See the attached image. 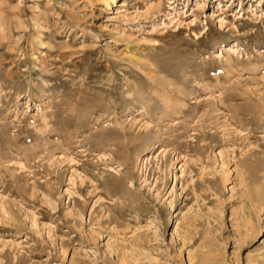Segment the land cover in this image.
<instances>
[{
  "label": "rangeland",
  "instance_id": "obj_1",
  "mask_svg": "<svg viewBox=\"0 0 264 264\" xmlns=\"http://www.w3.org/2000/svg\"><path fill=\"white\" fill-rule=\"evenodd\" d=\"M0 264H264V0H0Z\"/></svg>",
  "mask_w": 264,
  "mask_h": 264
}]
</instances>
